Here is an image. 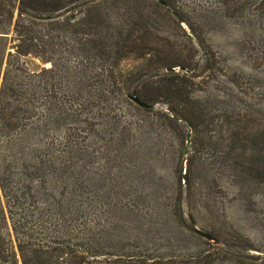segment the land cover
I'll return each mask as SVG.
<instances>
[{"label": "trees", "instance_id": "16d2710c", "mask_svg": "<svg viewBox=\"0 0 264 264\" xmlns=\"http://www.w3.org/2000/svg\"><path fill=\"white\" fill-rule=\"evenodd\" d=\"M198 1L209 0H0V264H217L208 251L156 256L107 249L106 191L87 189L74 176L80 132L97 143L92 153L102 161L139 153L148 163L139 197L148 206L171 199L173 228L187 233L195 220L191 209L184 219L181 208L202 197L192 181L193 168L202 167L192 156L195 147L206 143L222 168L218 173L246 195L264 186V131L249 127L253 117L233 105L232 91L225 100L203 95L217 75L228 73L230 86L241 91L262 87V79L221 69L195 21L208 12L228 18L246 12L245 21L264 35V0ZM240 49L252 53L257 68L264 42ZM126 57L143 63L121 71L118 63ZM129 96L162 110L138 107ZM120 103L151 118L127 120ZM163 126L175 130L169 167L176 178L169 186L158 184L153 170L167 158ZM186 131L192 147L181 183ZM130 196L135 201L138 194ZM198 229L216 233L209 223ZM232 245L231 259L242 252L236 264H256L244 238L234 236Z\"/></svg>", "mask_w": 264, "mask_h": 264}, {"label": "rangeland", "instance_id": "374dc122", "mask_svg": "<svg viewBox=\"0 0 264 264\" xmlns=\"http://www.w3.org/2000/svg\"><path fill=\"white\" fill-rule=\"evenodd\" d=\"M211 2L212 0L198 1L204 6ZM245 18H249L246 12L243 13V16L233 14L229 18L223 15L213 17L208 12L195 18V21L203 31L204 39L210 48L219 54L221 69L246 71L248 75H255L262 79V87L243 91L241 88L235 89L227 81L226 78L230 77L227 73L224 76L217 75L213 80H209L203 88L205 91L203 95L208 99L216 97L218 100H225L228 91H232L234 97L237 98L233 105L242 109L247 108L253 117L252 121L248 122L249 127L257 129V131H264V75L260 74L264 71V56L254 60L257 68H253L252 53L240 49V46L246 44L260 47V42H264V35L255 30L254 26H249ZM243 51L248 57L241 53ZM142 63V59L126 57L119 61L118 68L125 71L136 68ZM174 71L179 74L178 69ZM245 104L248 106L244 107ZM118 106L127 120L137 122L139 119L151 118L148 112L133 110L121 103ZM149 110L152 112L161 111L162 106L154 104ZM79 135L80 154L77 155L75 161L74 176L76 183L84 184L87 189L106 191L104 199L107 207L106 221L108 222V236L105 239L107 249L120 251L119 253H147L156 256L208 251L213 257L214 263L236 264L242 252L239 253L236 260L231 259L230 256L234 249L233 238L238 236L244 238L250 246L251 249L246 252L250 255H257L256 264L262 262L260 258L264 257V186H257L249 195L243 193L238 186L231 184L226 176L218 173L222 168L219 164L212 162L206 143L203 144L202 150L195 147L197 151L192 153V156L198 157L202 165L199 171H197L198 167H195L192 172L193 187L199 183L202 197L200 201L189 202L181 209L184 219L185 210L191 209L190 213L195 220L193 227L197 229L203 224H212L216 233H211V235L216 243L206 241L191 232L187 233L173 228L169 212L171 199L167 202L158 199L153 206L143 203L139 197L141 176L142 171L148 169V163L142 162L139 153L135 156L116 157L112 162L102 161L92 153L97 143H93L92 138L85 141L82 132ZM160 136L166 140L168 153L164 166L161 168L154 166V176L157 178L158 184L161 182L167 186L174 185L175 170L173 172L169 166L171 165L170 157H172V162H175V154L172 155L169 152L175 149V130L172 127L163 126L160 129ZM212 139V134L209 133V140ZM188 140L186 154L192 147L189 138ZM31 141L28 140L25 143ZM85 145H87L86 149ZM85 150L88 155L90 153L88 158H84L82 155ZM0 152L4 153L1 147ZM178 168L181 172L180 159ZM262 176L264 177V172ZM179 182H181V178H179ZM132 190L138 194L135 201L131 200ZM6 229L8 231V227ZM212 246H216L219 250H212ZM262 263L264 264V262Z\"/></svg>", "mask_w": 264, "mask_h": 264}, {"label": "water", "instance_id": "95a60500", "mask_svg": "<svg viewBox=\"0 0 264 264\" xmlns=\"http://www.w3.org/2000/svg\"><path fill=\"white\" fill-rule=\"evenodd\" d=\"M158 4L161 5V6H164V4L161 2V1H158ZM169 15L177 22V23H180L179 19L176 17V15L172 12H168ZM178 70H180V68H176ZM164 71H172L173 68L172 67H166L163 69ZM128 100L131 101L133 104H135L136 106L138 107H142V108H149L151 107L152 105H146V104H143L141 102H139L138 100H136L134 97L132 96H129L128 97ZM188 138H189V132L186 131L184 134H183V139H182V147H181V151H180V162H181V172H180V175H181V183L183 182L184 180V165H182L184 163V157L186 155V151H187V145H188ZM191 233H193L194 235L206 240V241H210L211 243H216V240L214 239V237H212L211 235H209L208 233H205L195 227H191Z\"/></svg>", "mask_w": 264, "mask_h": 264}]
</instances>
